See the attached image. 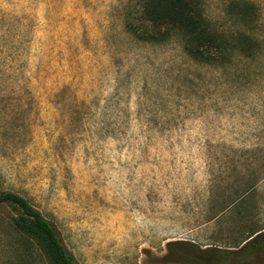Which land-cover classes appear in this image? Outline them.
<instances>
[{
	"label": "rangeland",
	"instance_id": "rangeland-1",
	"mask_svg": "<svg viewBox=\"0 0 264 264\" xmlns=\"http://www.w3.org/2000/svg\"><path fill=\"white\" fill-rule=\"evenodd\" d=\"M192 1L208 60L137 38L139 0H0V191L77 264H264V0ZM13 214L0 264H50Z\"/></svg>",
	"mask_w": 264,
	"mask_h": 264
},
{
	"label": "trees",
	"instance_id": "trees-1",
	"mask_svg": "<svg viewBox=\"0 0 264 264\" xmlns=\"http://www.w3.org/2000/svg\"><path fill=\"white\" fill-rule=\"evenodd\" d=\"M137 18L139 32L133 34L143 41H161L171 30L177 31L183 42L184 50L194 59L208 60V50L219 47L218 36L212 32L192 0H139ZM133 23L127 27L132 29ZM8 207L14 211L7 220L8 226L22 240L38 249L50 264H77L74 256L67 250L56 227L22 195L10 190L0 191V208ZM249 239L241 247L246 253L256 248L257 244ZM19 243V244H20ZM172 243H168L170 246ZM249 244V245H248ZM176 256L204 264L200 258L185 250H175Z\"/></svg>",
	"mask_w": 264,
	"mask_h": 264
}]
</instances>
